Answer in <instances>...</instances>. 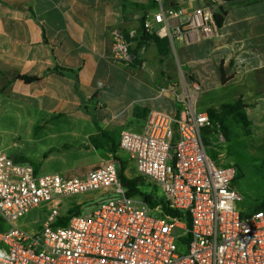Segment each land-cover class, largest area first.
<instances>
[{
  "label": "crops",
  "instance_id": "crops-1",
  "mask_svg": "<svg viewBox=\"0 0 264 264\" xmlns=\"http://www.w3.org/2000/svg\"><path fill=\"white\" fill-rule=\"evenodd\" d=\"M206 4L224 12L216 35L164 38L162 54L155 40L139 44L143 21L152 32L160 26L156 0H0V116L43 144L9 155L37 173L51 164V173L83 176L113 160L121 132H142L151 112L177 115L175 93L193 85L197 108L224 120L227 137L208 133L209 145L237 137L264 149V0H165L164 8ZM116 33L130 45L128 65L114 59Z\"/></svg>",
  "mask_w": 264,
  "mask_h": 264
},
{
  "label": "built area",
  "instance_id": "built-area-1",
  "mask_svg": "<svg viewBox=\"0 0 264 264\" xmlns=\"http://www.w3.org/2000/svg\"><path fill=\"white\" fill-rule=\"evenodd\" d=\"M156 1L161 39L190 44L219 30L213 5L165 9V0ZM113 56L126 65L133 61L120 33ZM197 95V85L177 91V115L153 111L142 132L124 130L119 140L136 173L179 216L127 196L114 160L83 176L39 175L31 163L0 151V220L10 227L0 229V264H264V210L238 208V168L219 166L207 154L206 131L214 122L197 108ZM98 191L108 196L66 225H56L57 206L38 231L16 224L37 207Z\"/></svg>",
  "mask_w": 264,
  "mask_h": 264
},
{
  "label": "rangeland",
  "instance_id": "rangeland-1",
  "mask_svg": "<svg viewBox=\"0 0 264 264\" xmlns=\"http://www.w3.org/2000/svg\"><path fill=\"white\" fill-rule=\"evenodd\" d=\"M176 78L177 81L174 83L179 85L181 77L178 71ZM199 106L202 108L201 100ZM209 109L210 111H217L214 108ZM19 126V124L14 123L13 119L0 116V151L12 154L15 152H35L37 148L42 150L43 144L30 140L23 132L15 133L18 131ZM217 132L221 133L219 127L215 125L212 129L207 130L205 138L208 145L207 154L219 166H237L238 177L234 182V186L240 197L238 208L246 214L264 209V149H251L244 140L237 137H232L230 141L222 142V139L217 136L213 139L211 145H209L210 142L207 139L208 133ZM112 158L123 169L126 177L139 180L140 189L144 194L160 195V192L153 183L136 173L131 159L120 147L116 149ZM54 171L55 167L47 164L44 165L38 174L44 175ZM107 196V194L99 191L84 195L65 196L59 202L43 205L31 210L27 215L18 220L16 224L30 232H35L40 230L45 222H47L55 206L58 207L60 212L59 220L60 217L67 215L87 213L89 209L96 207L101 198ZM151 215L160 216L154 212H151ZM9 228V225L0 220L1 230Z\"/></svg>",
  "mask_w": 264,
  "mask_h": 264
},
{
  "label": "trees",
  "instance_id": "trees-1",
  "mask_svg": "<svg viewBox=\"0 0 264 264\" xmlns=\"http://www.w3.org/2000/svg\"><path fill=\"white\" fill-rule=\"evenodd\" d=\"M215 19H216L218 26L220 27L224 21V12L216 13ZM139 38H140L139 44H144L145 42H148L150 40H155L158 43V45L160 46L161 53L167 54V51H168L167 39L159 38L155 34V32H152L151 29L146 26L145 21L142 22V27H141V30L139 33ZM161 48H162V50H161ZM58 70H60V72L70 71V69H66V68H59ZM24 80L27 82H31L34 80V78L24 77ZM238 106H239V103H238ZM209 114H210V117L212 118V120L214 122V125L219 127L220 130L223 132L224 136L227 137L223 118L220 117L219 115H217L216 112H214V111H209ZM119 178H120L123 186L127 190V192H126L127 196H129V197L142 196L144 198V200L149 205H151L152 207H155L156 205L161 204V205H163V207L165 208L167 213H169L173 216H179L180 215L179 212L169 209L166 206L164 199L161 198L160 196L144 194L140 189L139 180L138 179H129L128 177L125 176L124 171L121 168L119 169ZM259 210H262V209H259ZM259 210H257V211H259ZM77 214H80V213H77ZM74 215H76V214H74ZM71 216H73V215H71ZM71 216L67 215L65 217H60L59 220L56 222V225H58V226L66 225L67 222L69 221V219L71 218Z\"/></svg>",
  "mask_w": 264,
  "mask_h": 264
}]
</instances>
